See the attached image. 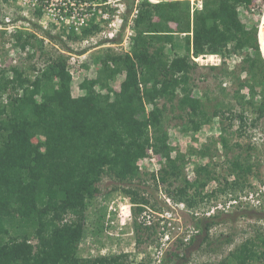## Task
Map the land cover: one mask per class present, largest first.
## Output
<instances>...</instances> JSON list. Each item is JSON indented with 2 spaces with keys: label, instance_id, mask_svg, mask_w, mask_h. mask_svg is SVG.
I'll list each match as a JSON object with an SVG mask.
<instances>
[{
  "label": "trees",
  "instance_id": "trees-1",
  "mask_svg": "<svg viewBox=\"0 0 264 264\" xmlns=\"http://www.w3.org/2000/svg\"><path fill=\"white\" fill-rule=\"evenodd\" d=\"M134 4L130 0L128 15ZM137 8L130 51L114 56L112 64L102 66L94 79L81 85L87 98L72 97L73 78L62 57H51L43 67L32 68L37 72L33 80L20 67L0 71V97L7 96L5 101L0 98V264H129L126 255L81 258L79 244L88 202L99 193L103 177L135 178L137 172H129L128 166L150 150L165 161L160 176L152 177L166 186L167 195L176 202H198L207 182L196 179L175 185L183 168L172 156L174 148L163 127L166 103L176 104L185 113L200 105L189 74L195 64L179 73L176 68L181 58L167 52L174 34L185 35L189 58L192 36L197 42L193 53L198 55L204 51L199 44L204 39L203 28L215 29L212 52L243 56L241 68L252 83L250 92L261 96L257 117H264V56L258 31L241 24L237 13L226 16L225 0H201V8L189 0H142ZM178 20L182 23L174 31L171 24ZM93 29H85L83 37ZM16 37V47L31 45L29 37ZM259 39L264 53V16ZM120 72L124 80L111 97L104 92V81L114 80ZM243 87L234 96L237 104L254 107L240 95ZM162 99L165 104L159 107ZM226 105L218 103L213 115L229 122L238 120L243 129L244 115L231 107L222 111ZM145 127L151 129L153 140L144 136ZM220 139L226 151L240 147H232L226 136ZM37 140L44 150L35 147ZM197 154L207 156L205 150ZM251 158L250 154L239 155L231 161V174L236 178L232 183L225 180L226 186L237 189L246 184L254 173ZM125 193L134 205L148 204L135 190ZM34 221L36 229H32ZM215 224V217L197 223L205 240ZM229 257L235 264L264 263V238L247 240Z\"/></svg>",
  "mask_w": 264,
  "mask_h": 264
},
{
  "label": "rangeland",
  "instance_id": "rangeland-1",
  "mask_svg": "<svg viewBox=\"0 0 264 264\" xmlns=\"http://www.w3.org/2000/svg\"><path fill=\"white\" fill-rule=\"evenodd\" d=\"M189 1L197 6L201 5V0ZM225 1L226 16L237 13L241 24L258 31V43L264 56L259 39L264 0ZM125 3L129 5L130 0H125ZM119 11L120 13L114 10L113 27L98 26L93 29V33L83 37L82 33H62L63 30L52 28L51 22L46 19L47 26L39 24V14L31 12L28 14L30 19L24 17L27 11L20 6L19 0H0V71L20 67L33 80L37 72L32 68L43 67L44 62L51 57H62L66 71L73 78L72 97L75 100L87 98L81 85L94 79L102 66L112 64L114 56H123L130 51L134 17L128 15L126 10ZM8 17L16 23L25 21L24 19L30 20L31 24L19 23L20 29L9 31L8 25L3 23L4 18ZM181 23L178 20L171 24V28L177 31ZM18 34L24 38L29 37L31 45L26 49L16 47L13 41L17 40ZM110 34H113L112 38ZM202 34L207 43L202 42L204 39H199L198 43L203 46L204 51L198 55L193 53L194 43L197 42L192 36L189 58L184 34H174L173 40L167 44L168 54L172 58L174 55L181 58L176 68L179 73L185 72L188 65L195 64L189 74L192 77L193 96L200 101V105L185 113L176 104L166 103L167 110L163 120L164 130L174 148L172 156L183 168V176L174 183L184 185L186 182L193 183L196 179L205 180L207 185L201 198H197V203L187 204L169 197L166 186L152 177L155 175L157 179L160 176L165 161L150 150L146 157L128 166L129 172H137L135 178L121 181L104 176L99 183V193L87 205L79 257L94 259L126 255L129 264H152L153 246L161 243V236L163 238L168 233L170 240L164 264H235L229 259L231 253L236 252L247 240L264 238V117L258 118L256 113L261 96H254L250 92L252 83L241 68L243 56L214 54L212 46L217 32L213 28L204 27ZM123 80V72L112 81L105 80L104 92L112 97L119 91ZM242 84L244 87L240 95L244 96L245 101H252L254 107L237 104L234 96L240 91ZM0 98L5 101L7 96ZM218 103L228 104L222 107V111L231 107L235 113L244 115L246 126L241 129L238 120L229 122L215 117L213 113ZM163 104L165 100L162 99L159 107ZM143 133L153 140L154 134L149 127H145ZM221 136H226L232 147L235 144L240 147L226 151L222 147ZM35 147L44 150L39 140L35 142ZM202 150L207 152L206 157L197 154ZM247 154L251 155L255 164L254 173L247 177L246 184L241 188L226 186L225 180L232 183L236 178L231 174V161L236 156ZM129 189L135 190L148 204L134 205L131 197L125 193ZM193 191L191 188L190 192ZM181 203L185 205L182 206ZM219 205H223L225 209H218ZM138 208L142 211H137ZM145 212L152 215L150 225L142 219ZM213 217L216 224L205 240V234L197 223ZM36 228L37 222L34 221L32 229ZM193 229L199 233L187 244L185 238L188 231ZM32 242L35 244L36 240L32 239Z\"/></svg>",
  "mask_w": 264,
  "mask_h": 264
},
{
  "label": "built area",
  "instance_id": "built-area-1",
  "mask_svg": "<svg viewBox=\"0 0 264 264\" xmlns=\"http://www.w3.org/2000/svg\"><path fill=\"white\" fill-rule=\"evenodd\" d=\"M129 1V0H127ZM151 3H157L159 1L149 0ZM20 6L26 10V14L24 17L30 19L28 17L29 13L39 14V24L47 26L49 20L52 28L56 30H63L62 33H83L85 29H93L94 27H104L106 25L109 28L113 27L114 10L120 13V9L124 12L128 10V5L125 3V0H19ZM136 7H134L132 18L134 17L133 22L138 15V4L139 0L135 1ZM194 4V3H193ZM201 8V5L199 6ZM126 14V13H125ZM6 25H8V29L19 28V23H24L25 25H30V20L19 21L18 23L13 22L11 18H4ZM123 21V20H122ZM121 21V22H122ZM17 24V25H15ZM135 26V23H134ZM47 29V28H45ZM133 31V30H132ZM134 32H131V37ZM113 34H110V38H112ZM87 41V40H86ZM16 43V41H13ZM130 42V41H129ZM170 200H168L169 202ZM170 203V202H169ZM184 206V203H181ZM231 205V204H230ZM228 205V208L230 207ZM225 209L223 205H219L218 209ZM150 211V210H149ZM214 213V210L212 211ZM130 214V211H129ZM145 216L142 217L144 221L151 224L152 215L150 216L147 212L144 213ZM210 216V214H208ZM199 233L198 230H190L187 233L185 238V242L188 244L192 237ZM170 240V235L168 233L164 234L163 238L161 236V243H156L153 246V260L152 264H164V255L167 250V244Z\"/></svg>",
  "mask_w": 264,
  "mask_h": 264
}]
</instances>
